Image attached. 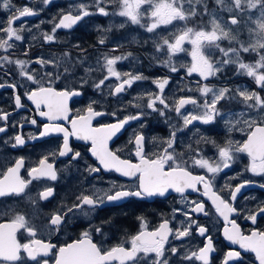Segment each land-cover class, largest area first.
<instances>
[{"label":"snow or ice","instance_id":"obj_1","mask_svg":"<svg viewBox=\"0 0 264 264\" xmlns=\"http://www.w3.org/2000/svg\"><path fill=\"white\" fill-rule=\"evenodd\" d=\"M53 3L27 0L17 5L0 0V11L7 13L0 23V75L16 80L0 82V89H12L13 112L29 110L25 100L32 105L30 115L16 121L10 120L13 112L0 108V134L17 129L2 142L16 149L52 136L62 141L31 166L26 167L23 156L0 165V264H214L218 249L210 227L199 216L222 220L224 240L238 246L223 254L221 264H249L248 254L251 264H264V229L255 227L258 218L264 219V201L247 209L236 206L243 189H264V182L217 183L242 155L249 161L244 171L264 178V0H73L49 21L50 31L40 30L44 21L28 25L26 18L39 16ZM93 16L122 18L118 24L96 26L100 46L108 43L106 33L114 27L142 29L145 39L132 36L130 42L150 45L149 61L168 75L151 78L120 70L123 61H140L130 51L116 54L123 47L118 42L96 57L80 44L71 45L78 50L75 55L63 50L32 57L30 44L22 49L23 59L15 55L33 27L39 36L32 34L31 40H39L40 47L51 46L64 43L59 31L70 32ZM181 55L190 60L181 61ZM229 73L248 78L255 87L214 83L230 78ZM145 81L154 90L138 92L127 102L121 99L133 85ZM89 89L92 98L83 107H73ZM112 101L116 107L109 110ZM233 105L240 110L234 111ZM128 108L135 111L129 113ZM152 114L169 125L166 137L153 134L148 122ZM106 116L113 122H99ZM218 123L227 130L223 141L201 128ZM26 124L38 131L25 133ZM129 129L127 145L114 148V138ZM236 132L242 139L232 138ZM73 140L84 142L93 158L82 172L79 162L84 156L73 148ZM208 147L211 155L205 152ZM59 158H67L63 168L57 166ZM73 169L80 173L74 191L46 210L56 195L55 182L66 179ZM101 173L126 180L105 182ZM102 183L106 186H98ZM173 193L183 207L174 208L170 218L153 228L146 217L138 216L139 230L123 232L115 243L110 236L113 217L97 222L98 212L109 206ZM192 193L206 197L211 208L205 200L191 198ZM240 217L254 227L242 230ZM69 228L82 230L76 238L60 242L59 236ZM195 237L202 238V246Z\"/></svg>","mask_w":264,"mask_h":264},{"label":"flooded vegetation","instance_id":"obj_2","mask_svg":"<svg viewBox=\"0 0 264 264\" xmlns=\"http://www.w3.org/2000/svg\"><path fill=\"white\" fill-rule=\"evenodd\" d=\"M14 2L17 5H23L27 3V0H14ZM73 0H54L53 5H49L47 8L41 12L39 16L26 18L28 25L31 27L33 25H36L40 23V21H44L43 24L40 25L41 31H50L51 30V23L49 21L54 17L57 16L59 9L61 8H67L69 3H72ZM36 7H40L39 3H36ZM7 13H4L0 11V23H2L6 19ZM113 17H103V16H93L87 19V23H81L80 25H77L74 29H72L70 32L61 30L57 33L58 37L61 41L64 43L61 44H54V45H44L43 47H40L41 42L39 40L32 41L31 35L36 34L39 36V31L33 27V33L28 34L26 33L27 43L26 44H20L18 45V48L16 50L15 55L24 58L22 56V49L26 47L27 45H33L32 51L30 52V56L35 57L38 54H44L47 55L50 52H56L59 53L63 50H71L73 54H78L77 49H72L71 45L73 44H80L81 47L88 49V54L90 57H96L99 55V48L102 50L110 49L114 45L110 42V39L113 40V38H120L118 37L119 34L124 32V29H113L111 32L106 33L109 40L108 43L104 46H100L97 44L98 37L100 36V33L96 31V26H103L107 25L109 21ZM120 19V17H117V21ZM18 24L20 22H17ZM95 46V47H93ZM125 48H128L131 50L135 56H142L144 55L146 59L147 53L151 51L150 45H144L141 46L139 44L133 43L129 47H123L120 48L121 53ZM149 60V59H148ZM145 71L146 76L155 78L157 76H163L168 75V72L166 69L157 66L153 62L149 61V63L144 67L143 69ZM179 75H183V72H181ZM177 79V75L173 74V81L174 83L170 85L171 88H175V81ZM194 80L193 78H190ZM244 79L240 77L239 82L243 81ZM16 82V80L12 77H4L3 75H0V82ZM143 83H147V85L151 84L153 88L151 90H154V85L150 81H145ZM214 83L217 84H224L223 81H214ZM21 91H24V89H21ZM92 98V91L91 89L87 90V94L85 97L80 98L78 103H75L73 107H83L84 104L88 99ZM124 101V100H123ZM28 105V109H32L31 102L25 100L24 101ZM126 102V101H125ZM108 109H114L116 107L115 101H112V103L107 105ZM0 108H3L5 111L13 112L14 105L12 101V89L5 88L0 89ZM21 109L18 112H13V116L10 118L11 121H16L21 119L22 116H28L30 115V111ZM135 109L128 108V112H134ZM126 114V113H125ZM42 123V121H38ZM99 122L101 123H109L113 122L111 117H101L99 118ZM148 122L150 126L153 129V134L158 136L166 137L169 132V125L163 123L158 117H156L155 114H152V116L148 117ZM95 123V121H94ZM202 130H207V133L215 138L218 141H223L225 139V136L227 135V130L223 123H218L214 125H206L201 126ZM17 129L10 128L7 135L0 134V165H2L5 160L8 159H14L19 156L25 157L26 160V167L33 165L42 155L55 150L58 145L62 142L61 138L58 136H52L47 137L43 139H39L36 141H30L27 145H25L23 148H16L13 149L10 147V145L3 144V140L7 139L8 136L13 135ZM23 131L25 133L28 132H36L38 129L35 126L31 125H25ZM131 135V130H127L125 132H122L118 135L117 138H114L112 146L114 148L126 146L127 140L129 136ZM190 136V133H189ZM232 138L234 139H242L241 133H233ZM185 142H188V137L183 138ZM72 146L75 150L81 151L84 160L79 162V168L82 172L85 162L91 164L93 163V158H91L90 154L86 151L87 145L84 142L81 141H72ZM183 147V145H182ZM205 152L208 155H211L213 153V149L210 147L205 148ZM67 158H59L57 159L56 163L59 168H63L64 164L62 161H65ZM248 158L246 156H240L238 158V161L232 166L230 169H226L225 172L220 174V177H218L217 183L218 185L223 184L225 181H228L232 184L240 183L242 180L250 179V180H256L259 182H264V178L261 177H254L251 173L244 171L245 166L248 164ZM22 174H26L23 173ZM103 177V181L107 182L109 180H119L121 182H125L126 178L119 177L117 174L114 173H101L100 174ZM80 173H77L75 169L72 170V174L69 175L66 179H62L61 181L55 182V188H56V195L53 199V202L47 205L46 210H50L59 201L65 197H70L71 191H74V185L79 182ZM230 177H237L236 179L229 180ZM98 186H106V183L98 184ZM255 197V200L248 199L245 200L244 197ZM191 198L193 199H203L206 201V207L209 209L211 208L210 201L207 200L206 197H201L197 193H192ZM180 197L178 194H171L168 197H157L147 200H136L131 199L129 201H125L122 207H114L109 206L106 209L100 210L97 214V222L101 219H106L108 217H113V222L115 224V228L112 229V232L110 233V236H112V243L117 242L119 238L123 235V232H129V233H135L139 230V221L137 220L138 216H144L146 217L147 221L149 222V228H153L157 226L162 219L164 218H170L172 215V210L177 207H183L179 203ZM264 201V189H261L259 187H247L246 189H243L241 194L238 195L236 206L241 209H247L254 207L258 202ZM178 219H183V217H178ZM198 219L201 223H205L210 227L211 234L213 235L214 242L216 244V247L218 251L214 254V264H221V260L223 257V254L229 249V248H238V246L230 245L227 241L224 240L221 230L223 226V221L220 220L218 217L212 216L211 218H205L203 216H199ZM237 223L240 224L242 230L245 232L250 231L254 226L251 224V222L243 219V217H240L237 219ZM255 227H259L261 229H264V219L258 218V224ZM82 230V228H69L66 232V234L59 236V241L63 242L64 240H68L69 238H76L78 233ZM195 243L200 244L202 246L203 240L200 237H195ZM173 243L180 244L179 241H174ZM248 260L249 264H251L252 257L251 254H248Z\"/></svg>","mask_w":264,"mask_h":264},{"label":"rangeland","instance_id":"obj_3","mask_svg":"<svg viewBox=\"0 0 264 264\" xmlns=\"http://www.w3.org/2000/svg\"><path fill=\"white\" fill-rule=\"evenodd\" d=\"M116 19H117V17H113L107 25H103L102 27H107L109 24H118V23H120L122 18H120L118 21ZM113 29H115V28H113ZM132 36H136L137 39L143 40V39H145L146 34L143 32L142 29H137L134 26H132V27L124 29V32L118 35V37H120V38H116V39L113 38V40L110 39V42L113 45L118 42V43L124 45L125 47H129L130 45L133 44L130 42ZM98 51H99V54H101L103 52L109 51V49L102 50L101 48H99ZM129 51L132 52L128 48H125L121 53H126ZM116 54H120V53H116ZM137 57L139 58V61H140L139 63H136L135 61H131V60L123 61L120 64H118V68L120 70H123V71H127V70H131L134 72L139 71V72H143L145 74V71L143 69L149 63V60L146 59L144 55L137 56ZM179 59L181 61L188 62L190 60V57H187L185 55H181ZM228 75L230 78H227V79L222 78L219 81H223L224 84H229L233 87H236L238 85L243 86V87H249V88L255 87V85L246 77H242L244 80L239 82L240 77L232 76L231 73H229ZM193 79H195V77H193ZM152 88H153V86H151V84L147 85V83L135 84V85H133V88L129 90L128 94L121 97V99L127 102L128 100H131L138 92L145 91V90H151ZM262 94H264V93H262ZM233 110L239 111L240 107L233 105Z\"/></svg>","mask_w":264,"mask_h":264}]
</instances>
